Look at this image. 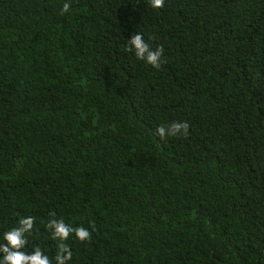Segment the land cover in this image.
I'll return each instance as SVG.
<instances>
[{"label": "trees", "instance_id": "16d2710c", "mask_svg": "<svg viewBox=\"0 0 264 264\" xmlns=\"http://www.w3.org/2000/svg\"><path fill=\"white\" fill-rule=\"evenodd\" d=\"M50 212L67 264H264V0H0V236Z\"/></svg>", "mask_w": 264, "mask_h": 264}, {"label": "clouds", "instance_id": "9594fccd", "mask_svg": "<svg viewBox=\"0 0 264 264\" xmlns=\"http://www.w3.org/2000/svg\"><path fill=\"white\" fill-rule=\"evenodd\" d=\"M165 0H149L153 9L164 7ZM70 4L64 3L61 14L69 10ZM128 50L134 52L137 60L143 61L154 69L161 67L160 57L163 54V46L158 45L154 50L145 42L140 33L132 34L127 40ZM190 125L186 121L172 122L170 125H160L155 129L156 136L164 139L169 136H188ZM49 219L44 224L45 229L50 233V238L56 242L55 255L50 257L39 246H34L30 252L23 249L28 245L27 237L32 234L36 218L34 216H24L18 220L17 226L3 232L0 236V264H67L72 259V250L66 243L69 238L78 242L90 241L92 232L96 230L93 222L89 223V228L83 226L73 227L63 220L55 218V213H49Z\"/></svg>", "mask_w": 264, "mask_h": 264}]
</instances>
